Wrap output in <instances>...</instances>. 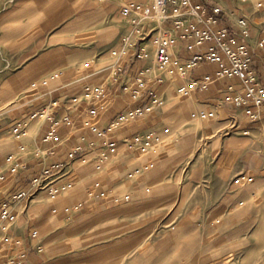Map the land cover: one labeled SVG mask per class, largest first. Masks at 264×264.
<instances>
[{
	"label": "rangeland",
	"instance_id": "obj_1",
	"mask_svg": "<svg viewBox=\"0 0 264 264\" xmlns=\"http://www.w3.org/2000/svg\"><path fill=\"white\" fill-rule=\"evenodd\" d=\"M123 1L0 0V114L23 97V90L34 88L33 83L41 86L55 72L83 68L90 58L66 63L89 50L98 27L112 18L121 21ZM103 10L108 14L95 26ZM142 39L138 43L148 40ZM153 54L151 50L145 64L155 73ZM44 56L29 77L19 76L30 61ZM160 93L164 103L156 112L163 113L164 120L155 126L170 130L163 134L158 152L140 154L121 141L119 154L109 161L118 174L117 189H128L132 199L97 212L122 216L125 221L114 224L122 227L105 234L112 237L85 240L66 264H264V152L255 180L236 184L235 177L246 172L239 168L244 160L223 140L243 136L240 130L230 126L216 132L219 120L192 117L187 97L177 92L174 80ZM144 158L154 165L128 178L127 172ZM120 240L122 245L112 246Z\"/></svg>",
	"mask_w": 264,
	"mask_h": 264
},
{
	"label": "crops",
	"instance_id": "obj_2",
	"mask_svg": "<svg viewBox=\"0 0 264 264\" xmlns=\"http://www.w3.org/2000/svg\"><path fill=\"white\" fill-rule=\"evenodd\" d=\"M218 3L225 9L221 25H232L235 31L240 32V27L235 24L236 19L240 16L247 18L250 34L238 36L237 40L249 44L254 52L255 69L264 83V52L259 45L264 38V7H257L243 0H218ZM107 14L103 10V19L96 21L94 25L100 26ZM123 18H120V22L112 18L107 24L98 27L93 43L87 47L89 50L77 59L69 58L66 63L67 67L71 63L90 58L91 60H85L90 61L89 65L84 63V67L77 70L76 67L62 70L53 85H41L27 92L23 90V97L10 106L7 112L0 114V173L4 175L0 179V212L8 204L17 214L16 219L9 223L7 231L0 230V235L7 233L13 238L12 241L0 239V264H4L8 254L22 249L27 250V256L15 264H66L73 252L86 243L85 240L90 242V239L112 237L105 234L122 227L114 224L125 221V218H108L98 214V210L108 205L99 200H91L88 196L89 186L99 180L112 182L119 192L129 191L117 189V172L110 169L109 162L99 169L96 157L106 150L109 141L116 140L119 144L122 137L147 130L164 120L163 113L156 112L159 106L138 120L109 127V123L119 112L149 99V94L137 98L131 92L136 87V78L147 67L146 61L138 56V50L142 45L148 46L149 41L141 40L138 43L139 39L133 35L131 45L123 47L125 33L120 38L118 35L130 27L128 19ZM103 46L105 49L101 52L100 48ZM177 47L182 56L189 55L185 50V42H180ZM110 48L126 50V53L119 55L123 70L118 73L113 67L112 59L115 57L112 55L113 49L109 53ZM36 60L30 61L31 64L28 63L27 66ZM217 66L215 62H204L194 69L192 76L214 72ZM89 73L92 76H88ZM148 80L149 86L157 85L153 76H149ZM231 82H238V78H222L206 89L198 88L186 96L187 104L192 112L206 108L220 109L225 118L215 117L219 120L216 132L230 126L239 129L243 136H229L223 143L233 146L231 150L237 152V158L244 160L239 165L242 171L257 173L263 162L260 153L264 152V129L258 121L251 120L241 109H236L226 101V86ZM175 83L178 82L175 80ZM87 85H104L105 93L93 100L82 98L74 103L72 98L76 95L82 97ZM125 85L129 86L127 90H124ZM40 107L47 108L48 117L37 116L31 119V135L25 138L28 143L26 166L11 172L5 157L16 151L20 141L8 128ZM91 107L97 109L95 115L89 114ZM66 116L69 120H66ZM53 128L55 132L50 134ZM245 129H249V134L243 133ZM248 145L255 150L245 148ZM77 146H80V150L71 155L73 148ZM260 148L262 149L258 150ZM50 167L51 172L45 176L44 182L39 186L33 185L32 180ZM67 177L73 178L72 186L52 197L49 194L51 184L66 181ZM22 191H27L26 197L16 200L15 195ZM67 207L70 209L67 210ZM101 228L105 230L97 232ZM15 239H20L21 242L17 244ZM122 243L120 240L112 246H120ZM39 246L42 250H39Z\"/></svg>",
	"mask_w": 264,
	"mask_h": 264
},
{
	"label": "built area",
	"instance_id": "obj_3",
	"mask_svg": "<svg viewBox=\"0 0 264 264\" xmlns=\"http://www.w3.org/2000/svg\"><path fill=\"white\" fill-rule=\"evenodd\" d=\"M243 1L257 7H264V0ZM120 11L130 23V30L123 36V47L131 45L133 35L137 39L148 38L146 41H149V45H142L138 50V56L145 60L152 50L154 52V67L158 70L155 73L150 67L142 70V75L136 78V87L131 89V92L137 98L149 94V99L142 104L119 112L109 123L110 128L124 122L138 120L156 107L161 106L164 103L160 95L163 90L162 85L167 77H172L174 81L178 82L176 83L177 92L182 96H189L198 88L206 89L218 79L238 78V82H231L226 86V101L236 109H241L251 120L258 121L264 129V83L255 69L254 52L249 44L237 40L238 36L245 37L250 34L248 20L245 16L236 19L235 24L240 27V32H237L232 25L220 24L225 16V9L222 4L218 3V0H126L120 4ZM217 24L218 27H215ZM180 42H185V50L189 54L186 57L182 56L178 50L177 46ZM259 45L264 52V38L260 40ZM150 46L153 49H150ZM120 53H126V50L124 48L112 50V55L115 57L113 67L116 73L123 70V65L119 61ZM207 61L218 64L214 72H207L198 77L192 76L194 69ZM89 64L90 61L85 62V65ZM58 76L59 74L55 72L44 78L41 83L50 86ZM149 76L154 77L157 82L156 86H149ZM32 87L37 88V83H33ZM128 88L129 86L125 85L124 90ZM105 90L104 85H87L83 96L76 95L72 101L76 103L82 98L93 100L102 96ZM96 113L95 107L89 108L90 115ZM48 114L47 108L40 107L30 116L12 125L10 132L20 142L16 151L8 153L5 157L9 171L16 172L19 168L26 166L25 156L28 151V143L25 138L31 135L30 121L37 116L46 118ZM191 115L196 118H225L220 109H199L191 112ZM65 118L69 120L68 116ZM169 130L170 128L166 125H163L161 129L151 126L147 130L136 131L122 137V141H125L129 147L138 150L140 154H154L158 152V145L163 141V134L168 133ZM54 132L53 128L50 134ZM249 132V129L243 131L244 134H249ZM117 144L116 140L109 141L106 150L96 157L99 169L107 164L112 157L119 154ZM79 150L80 146L73 148L71 155ZM153 165L154 163L149 158H144L143 162L127 172V177L134 178ZM50 172L51 167L44 169L41 175L32 180V184L41 185L45 176ZM256 175L255 172H242L235 177V183L238 185L252 183ZM2 178L4 175L0 173V179ZM72 184L73 178L70 177H67L66 181L52 183L49 194L55 197L71 187ZM87 193L91 200H99L108 206H118L132 199L131 191L119 192L112 182L104 180H99L89 186ZM26 195L27 191H22L15 195V199H22ZM241 204H244V201H241ZM16 217V211L10 205L5 204L0 212V230L7 231L9 223ZM33 234L36 235V232ZM0 239L13 240L7 233L0 235ZM15 242L19 244L21 240L15 239ZM39 250H42L41 246H39ZM26 256V249L8 254L4 264H15L25 259Z\"/></svg>",
	"mask_w": 264,
	"mask_h": 264
},
{
	"label": "bare ground",
	"instance_id": "obj_4",
	"mask_svg": "<svg viewBox=\"0 0 264 264\" xmlns=\"http://www.w3.org/2000/svg\"><path fill=\"white\" fill-rule=\"evenodd\" d=\"M126 0H124L123 2H125ZM47 57H39L32 65H29L28 67H26L20 74H19V76L21 77V78H23V79H25V78H27V77H29V75H31L29 72L31 71V69L32 68H38V66H39V64L42 62V61H44L45 59H46ZM19 78V77H18ZM16 79V78H15ZM173 80L172 79H167L166 81H165V83H164V86L163 87H165V88H167L170 84H171V82H172ZM6 86V85H5ZM7 87V86H6ZM10 87V86H9ZM19 87H20V85H19ZM7 90V89H6ZM16 91V90H15ZM8 92V91H7ZM9 93V92H8ZM14 94V93H13ZM8 95H12V94H7V96H6V98L8 97Z\"/></svg>",
	"mask_w": 264,
	"mask_h": 264
}]
</instances>
